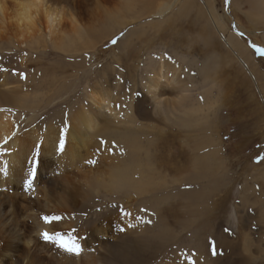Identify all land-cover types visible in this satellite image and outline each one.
Wrapping results in <instances>:
<instances>
[{"label":"rangeland","instance_id":"obj_1","mask_svg":"<svg viewBox=\"0 0 264 264\" xmlns=\"http://www.w3.org/2000/svg\"><path fill=\"white\" fill-rule=\"evenodd\" d=\"M15 1H7L8 13ZM237 1L240 10L232 0H46L52 8L64 9L60 30L64 37L59 42L57 32L54 35L40 24L22 40L13 36L16 29L11 19L6 21L5 28L1 27L5 33L0 41V69L14 79L0 88L8 91L21 86L26 99L23 106L0 103L7 104L4 107L22 127L20 132L29 135L41 127L55 132L56 127L65 132L66 141L72 119L79 109L83 112L91 108L93 96L107 101L108 106L105 113L95 106L99 124L91 137L94 145L88 149L83 146L76 153L93 151L85 157L87 166L82 160V169L87 171L93 164L95 169L91 170L101 172L91 174L90 183H79L81 189L67 196L66 209L58 204L57 210L52 202L43 201L51 196L47 192L49 184L14 183L18 187L9 194L17 199L16 225L9 223L0 230V264H11L20 256L21 249L7 246L12 235L30 238V245L40 255L57 254L60 245L55 239L46 241L44 232L53 237L59 234L69 244L83 245L80 255L84 257L76 264H264V159H260L264 157V22L248 20L243 13L245 0ZM120 19L127 24L121 25ZM215 24L224 27L223 34ZM226 29L242 39L251 52L249 56L228 48L222 39ZM211 50L212 55L214 51L218 54L223 74L221 95L216 86L203 95L197 75L195 85L200 86L192 88L191 93L200 95L189 99V106L192 103L196 109L189 112L191 118L188 115L183 120V111L169 103L156 104L146 86L151 84L148 79L159 60L161 66L170 64L180 71L186 80L182 82L187 83L190 76L184 71L193 72L195 64L203 63ZM240 59H247L251 65H244ZM157 87L158 91L166 88L164 95L170 90L163 84ZM164 95L161 98H170ZM218 96L227 99L226 104L217 107ZM208 137L218 141L208 144ZM128 139L139 142L144 153L124 157L127 150L122 151L120 142ZM214 145L221 156L212 172L217 178H202L205 170L195 181L196 171L191 167L201 154L216 149ZM91 154L96 157L91 158ZM50 157L49 149L40 164ZM128 158L138 162L145 176L148 190L144 193L138 194L116 180L118 167ZM34 164L36 169L38 160ZM56 169L47 166L50 175ZM74 174L68 181H73ZM180 174L179 184L170 181ZM160 176H166L163 187L157 183ZM122 212L127 215L126 222ZM51 215L61 219L45 222L44 217ZM40 224L47 230L39 232L38 241ZM58 256L68 261L66 255ZM196 257L203 259L197 263Z\"/></svg>","mask_w":264,"mask_h":264},{"label":"bare ground","instance_id":"obj_2","mask_svg":"<svg viewBox=\"0 0 264 264\" xmlns=\"http://www.w3.org/2000/svg\"><path fill=\"white\" fill-rule=\"evenodd\" d=\"M7 1L8 0H0V41L3 39V37H4L3 34L5 33V31H4V33H2L3 30L1 29V27L5 28L6 21L10 20V19H11V23L15 25V29H16L15 31H13V32H15V34L12 33L13 36L18 35L22 40H25L31 34V32L36 29L37 24L44 26L45 28H47L49 30V32L54 33V35L57 32V36H58L57 38H59L58 42L62 39V37H64L63 30L60 32L61 24H62V22H61L62 16L64 14L63 8H61V7L52 8L51 6H49V4L47 5L46 0H16L13 3V7H12L11 12L8 13L7 12V5H6ZM232 1L237 4L238 9L240 10L241 9V6H239L240 2H238L237 0H232ZM244 7H246V10L243 13H244V16L248 20L253 21L255 24L264 22V0H245ZM107 14H111V13H109L107 11ZM70 21H71V24H74L73 19L72 20L70 19ZM118 21L121 25L127 24L126 21H123L121 19ZM216 28L220 34L223 32V28H224L223 26L217 24ZM256 32H260V31L257 30ZM226 33H227L226 37H222V39L228 45V48H230L231 50H235V51L238 49L239 52H241L242 54H244L246 56L250 55V53H251L250 50H248L245 47L241 38L236 37L235 36L236 34L235 35L232 34L227 29H226ZM263 36H264V34H263ZM18 41H20V39H18ZM226 44H224V45H226ZM212 46H213L212 48H216L215 44H212ZM212 53H213V51L211 50L209 57L206 56L207 58L205 59V61L203 63L201 62V64L200 63L195 64V70H193V72L187 73V71H184L185 74H188L190 76L189 79H187V83L182 82L183 80H185V78L183 79L182 75L179 74L180 71L177 72V70L174 69L170 64H168V65L165 64L166 66L165 65L161 66V64H160L161 60H159L160 62L158 64L156 63V65H155L156 67L153 69L152 77L151 78L149 77V79H148L151 84H148L146 86V88L148 90L147 92H149L151 94L152 99L155 100L156 104L169 103L171 106L175 107L174 109H177V111H183V113H184L183 114V120H184L186 116L187 117L190 116L189 112L196 111V109L192 103L189 106V102H190L189 99H191V100L197 99L199 97L200 93L192 95V93H191L192 88L202 85V87H204V93H202V94L206 95L205 92L209 93L210 89L213 88L214 86H216L215 88H217V90L221 89L220 87L223 86V85L220 86V81H222V79H223L222 78L223 74L220 75V72L222 70H221L220 62L218 61V57H217L218 54L215 51H214L213 55H212ZM240 60L244 65H245V63L247 65V62L251 65V63L249 61H247V59H245V61L242 59H240ZM180 69L183 70L184 68L181 67ZM178 70H179V67H178ZM185 74H184V77H185ZM197 75L200 76V80H199V81H201L200 85L199 84L195 85L194 79L196 78ZM13 79H14V77L13 78L12 77H6V75L2 74L1 69H0V80H1L0 85H2V86L7 85V84L11 83L10 80H13ZM181 79H183V80H181ZM161 84H163L164 88L167 87V90L170 89L171 91L168 90L169 92L165 95H164V93H165L164 90L166 88L165 89L163 88L164 90L158 91L159 87H157V86L158 85L161 86ZM221 91L220 90L217 91V92H219V95H221L220 94ZM4 92H7V93H4ZM25 93H26L25 90H23V88L21 86L13 87L12 89H9L8 91H1V88H0V98H1L0 100H1V102L5 101L8 103H13L15 105L21 104L20 106H23L25 104V99H26ZM163 95H164V98L166 96H170V98L166 97V99H163V98H161ZM222 96L224 97V95H222ZM194 97H195V99H194ZM208 98H209V96H208ZM217 101H218L217 107L218 106L220 107V105H224V103L226 104L227 99H223V98L221 99V96H218L216 98V103H217ZM6 105H7L6 103H0V230H3L9 223H10V225H14V226L16 225L15 219L17 217V208L14 207V205H15L14 200H17V199L12 197L9 194L11 192L12 188L18 187V184H14L16 181L22 182L28 186H29V181H31V184L36 185V186H37V184L40 185V183H44V185L49 184L50 191H47V192H51V196H48L49 198H47V199H43V201L45 202V200H46V203L49 202L47 204H50L52 202L51 205L55 206L56 209L58 210L59 209V207L57 206L58 204L60 207H63V208L65 207L64 209H66V207H67L66 201L67 202L69 201V199H67V196H74L72 193L75 192L78 188H80L79 183L81 181L82 182L86 181V182L90 183L89 178H90L91 174L96 173L97 175H99L98 173L101 172L100 169H97V170H100V172H98V173L92 171L93 169H95L94 166H92L93 164H91V166L89 167L90 169L88 168L87 171H84L85 168L82 165V164H84L83 161H85V165L87 166L88 153L93 152V151L86 152L85 153L86 156L80 155L81 153L76 155V153H78L79 150L83 146L87 147V149H88V147H92L94 145V142L92 141L91 137H93L94 134L97 133L96 131H98V124H99L95 120V113H94L95 106H99L98 111L100 113H105L107 106H108V102L103 100V99L99 100L97 97L93 96L91 108H89L87 110H83V112H81V109H79L78 114L75 116V118L72 119V122H73V124L71 125L72 128H71V130L68 131V137H67L66 141H64V139L66 138L65 132L60 131L59 129H56V127L53 128V129H55V132H51V131L48 132L46 130H43L42 127L34 129V132H32V134H29V135L20 132L22 127L20 126V124L17 121H15L13 119L12 114H10L6 110V108L4 107ZM211 106H213V105H211ZM170 112H171V110H170ZM191 117L192 116H190V118ZM207 118H209V117H207ZM210 128H212V127H210ZM210 134H211V132H210ZM131 136H133V135L131 134ZM207 139H211V138L208 137ZM207 139H205L206 143H208ZM212 139H211V142L208 144L212 145V142L214 144H216V140L218 141V138H216V140H212ZM47 143H49V144H47ZM120 143H121L122 151L124 149L127 150L125 152L123 151L124 157H128L131 155L138 156V155L144 153V151L141 150V148H140L141 147L140 143L134 139H128L127 141L125 140V141H122ZM61 144H63L62 149H61ZM215 147H217V146H215ZM49 149H50V152L52 153V157L48 158L49 160L47 162H45L43 164L41 163L42 164L41 165L40 162L45 158ZM87 149H86V151H87ZM203 155H204V157H203ZM91 156H92V154H91ZM93 156H95V155L93 154ZM93 156L91 158H93ZM106 156H107V153H106ZM85 157H87V158H85ZM219 157H221V156L219 154V148L218 147L216 149L205 152L204 154H201L200 157L196 159L199 161L196 162V164L194 166H192V164H191V166H192L191 168L196 171V174L194 175L195 181H196V176L205 170L207 173L206 172L202 173V178H204V176H206L205 178H210V179L216 177V175L212 172H214L215 160ZM34 158H36L35 160H38V163H39V165L36 166V169H34L35 168ZM105 159L107 160V158H105ZM105 159H104V161H105ZM29 160H31L32 162L30 161V163H29L28 162ZM110 161H112V159ZM48 162H52L54 164L51 166ZM91 163H93V162H91ZM189 163H191V162H189ZM47 166L49 168L56 167L57 168L56 173H54L53 175H50L51 174V173L49 174L50 171L47 172ZM82 167L84 170L82 169ZM139 167L140 166H138V162L132 161L131 159L128 158V161L124 162V166L118 167L119 175L116 177V180L118 178L120 181V184H123V186H125V187L132 188L138 194H141V193L146 192L148 189H147V184L143 178L145 176H143V172H140L141 170ZM91 168H92V170H91ZM51 170H53V169H51ZM33 171H35V173L32 175ZM124 171H125V173H124ZM73 173H75L72 177L73 181L72 182L68 181V180H70L69 175H71ZM103 173H104V171H103ZM148 175H149V173H148ZM182 175L183 174H180L179 175L180 177L178 176L179 179H178V177H177V179H171L170 178L171 179L170 181L174 180V181H177V183L179 184L178 180L181 179ZM160 177H161V180H159V182H157V183L159 184V187H163L165 185L164 177H166V176H160ZM109 180H110V176L108 175V181ZM10 182H12V183H10ZM86 182H84V183L87 184ZM181 182H182V180H181ZM100 183H102V182H100ZM114 184H117L116 181L114 182ZM178 184H177V186H179ZM41 186H43V184ZM41 186H39V187H41ZM107 186L109 187L110 185H107ZM60 187H61V189H60ZM170 187H171V185H170ZM92 188H94V187H92ZM103 188H104V186H103ZM45 189H46V187H45ZM55 189L57 190V192ZM59 189H60V191H59ZM164 189H167V186ZM42 190L43 189H41V191ZM93 193H94V191H93ZM32 194H34V193H32ZM38 194L41 195L40 193H38ZM49 194L50 193H48V195ZM191 194H194V193H191ZM37 197H39V196H37ZM42 197L43 196H41V198ZM50 197H51V199H50ZM43 201H42V203H43ZM74 202H75V200H74ZM55 207H53V208H55ZM28 208L29 207H27V209ZM46 208L48 209L49 206H47ZM203 208H207V206L203 207ZM46 210H44V213L47 212ZM66 211H68V210H66ZM54 212H55V214L59 213L55 210H54ZM48 213H49V211H48ZM28 214L29 215H27V216H29V217L31 216L32 219L34 217V220H35V216L33 214H31V215H30V213H28ZM52 214H54V213H52ZM51 216H53V215H51ZM126 217H127L126 213L122 212L121 218H123V220L125 221ZM34 222H36V221H34ZM116 224H117V222H116ZM34 226L32 228L33 230H34V228H36L35 223H34ZM40 228H41V230H39L38 233L36 234L38 241L41 240V238H38L39 232L47 230L46 227H43V229H42V225ZM120 228H121V226H120ZM129 228H131V226ZM115 232H116V230H115ZM222 232H224V231H222ZM94 233H96V232H94ZM63 234H64V232H63ZM240 234L242 236L244 235L242 233H240ZM93 235L94 234H92V236ZM109 235H111V234H109ZM65 236H66V238L68 237L67 234ZM18 239L20 241H22V244L18 243V241H17ZM30 242H31L30 238L26 239V237L23 235H19L17 237L15 235H12L11 241L7 245L8 248L9 249L18 248L21 250H19L20 256H16V258L12 262H10L11 264H39V262L41 264H76L78 258H79V260L82 261V259H83L82 257H84L83 255H82V257L80 255V254H83V252H84V249L82 247L83 245L80 246L81 247L80 253L79 254H73L74 256L72 255V253H69L65 249L58 246L57 247L58 248L57 254H54L52 252L51 253L52 257L51 256L46 257L44 255H40L38 253L36 247L33 245H30ZM58 254L66 255L68 261L65 262V260H66L65 258H64L65 259L64 261H61L62 259L59 260L58 257L61 258L62 256L60 257V256H58ZM84 255H85V253H84ZM88 255H89V252H88ZM198 257H200V255ZM198 257H196L194 259V260H196L197 263H199L200 260L203 259V258L197 259ZM86 261H88V260L86 259ZM93 264H94V262H93Z\"/></svg>","mask_w":264,"mask_h":264},{"label":"snow or ice","instance_id":"obj_3","mask_svg":"<svg viewBox=\"0 0 264 264\" xmlns=\"http://www.w3.org/2000/svg\"><path fill=\"white\" fill-rule=\"evenodd\" d=\"M113 43H115V41H113ZM62 148H63V144H61V149ZM260 159H264V157H261ZM90 163H91V161H90ZM30 185H31V181H29V186ZM60 219H61L60 216H52V217H47L46 216V217H44L45 222H48V223H50L52 221H59ZM43 238L46 241H52L53 239H55L56 243H58L61 248L65 249L69 253L79 254L80 251H81V247H80V245L78 243L73 242V243L69 244L59 234H56L55 237H53L48 232H44L43 233Z\"/></svg>","mask_w":264,"mask_h":264}]
</instances>
